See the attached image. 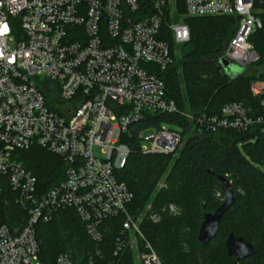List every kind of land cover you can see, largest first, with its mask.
Listing matches in <instances>:
<instances>
[{"label":"built area","instance_id":"obj_1","mask_svg":"<svg viewBox=\"0 0 264 264\" xmlns=\"http://www.w3.org/2000/svg\"><path fill=\"white\" fill-rule=\"evenodd\" d=\"M183 4L179 13L174 0H0V177L27 216L22 227L0 225V264H41L35 225L65 209L75 211L95 243L105 220L122 218L114 256L130 246L138 264H161L140 230L142 214L128 213L131 192L115 177L129 154L121 136L153 116L178 115L186 131L161 122L136 133L140 153L174 156L184 136L264 125V80L249 85L256 108L229 103L218 115H196L176 107L160 77L175 48L190 40L185 17H233L236 32L217 67L224 60L247 68L257 63L249 38L264 29V0ZM33 147L64 165L62 181L48 190L18 160L17 152ZM163 187L159 182L157 190ZM144 215L160 221L151 205ZM53 264L78 263L63 253Z\"/></svg>","mask_w":264,"mask_h":264},{"label":"trees","instance_id":"obj_2","mask_svg":"<svg viewBox=\"0 0 264 264\" xmlns=\"http://www.w3.org/2000/svg\"><path fill=\"white\" fill-rule=\"evenodd\" d=\"M174 4L179 13L184 12L183 0H174ZM182 21L189 29L190 40L180 49L181 58L172 55L173 64L160 74L176 107L196 115H218L229 103L256 108L258 100L249 92L252 78L230 79L211 62L234 36V18L185 17ZM168 42L172 45L170 38ZM249 42L259 57L254 65L260 70L253 79L264 80V29L254 32ZM199 71L205 75L200 76ZM161 122L186 125L178 115H163L130 126L129 133L120 138L129 154L124 166L115 174L133 196L127 210L134 218L139 217L148 204L155 212L168 205L180 209L178 217L165 214L156 224L148 220L140 224L144 238L161 264H235L224 246L229 233L245 239L255 252L237 264H264V125L245 132L227 129L186 138L176 157L140 153L136 139L138 130ZM16 154L36 177L41 191L62 181L64 165L59 158L37 147ZM217 176L229 178L234 202L222 216L215 237L202 246L197 241L202 217L214 212L223 200ZM159 182H163L164 187L157 190ZM15 197L5 178L0 177V225L10 229L22 227L27 218ZM121 225L120 217L105 220L102 240L95 243L87 236L73 209L57 211L50 221H39L35 225L39 262L53 264L59 254L66 253L78 264H133L131 251L123 249L116 256L113 254Z\"/></svg>","mask_w":264,"mask_h":264},{"label":"water","instance_id":"obj_3","mask_svg":"<svg viewBox=\"0 0 264 264\" xmlns=\"http://www.w3.org/2000/svg\"><path fill=\"white\" fill-rule=\"evenodd\" d=\"M227 66L228 62L224 60L221 62V67H217V69H226ZM216 179L221 184L223 200L221 205H219L214 212L206 213L202 217L197 235V241L202 246L207 245L215 237L222 216L234 202L233 193L230 189L231 182L229 178L227 176H217ZM224 246L227 256L234 258L235 264H237L240 260L252 257L255 253L249 242L242 237L234 235L233 233L228 234Z\"/></svg>","mask_w":264,"mask_h":264},{"label":"rangeland","instance_id":"obj_4","mask_svg":"<svg viewBox=\"0 0 264 264\" xmlns=\"http://www.w3.org/2000/svg\"><path fill=\"white\" fill-rule=\"evenodd\" d=\"M175 7H176V5H175ZM177 8V7H176ZM178 9V8H177ZM7 45H8V47L9 48H14V46H15V40H14V37H10L9 38V40L7 41ZM226 45H227V42L223 45V47H222V49H221V51H220V53H218V54H216L213 58H211V62H213L212 64L215 66V67H217V58L218 57H220L222 54H223V52H224V49L226 48ZM175 57L177 58L178 57V59L179 58H181V57H179L180 55H179V51H180V47L179 46H177L176 48H175ZM259 67L257 66V65H252V66H250V67H241V66H238L237 64H235V63H230V64H228V66H227V71L226 72H224L226 75H228V77L230 78V79H235V78H237V77H240V76H247V77H251L252 78V80H251V82L253 81V80H255V79H253L256 75H258V73H259ZM203 72H201V71H199L198 72V74L200 75V76H204L205 75V73H203ZM250 82V83H251ZM250 85V84H249ZM181 89H182V91H183V86L181 87ZM183 112H186L187 114H189L187 111H183ZM191 114V113H190ZM185 123H186V120H185ZM187 124V123H186ZM187 130V128L186 127H184V131H186ZM185 133H187V132H185ZM184 142L182 143V146H181V148L183 147V145H184V143H185V141H186V136H184ZM180 148V149H181ZM180 149L178 150V152H177V154H175L173 157H176L177 155H178V153H179V151H180ZM97 153V152H96ZM52 155V154H51ZM54 156V155H53ZM215 197H216V199L218 200V201H220L221 200V198L218 196V194H216L215 195ZM148 205H150V204H148ZM169 206V205H168ZM174 206V205H173ZM147 207V206H146ZM146 207H145V209H146ZM175 207V212H170V211H168L167 210V206L166 207H162L157 213L159 214V216H160V219H161V216L162 215H169V216H171V217H178L179 215H180V213H181V211H180V209L179 208H177L176 206H174ZM144 209V210H145ZM144 210H143V212H142V215L139 217V227H140V224H141V222L142 221H144V220H146L147 221V218H146V216L144 215ZM238 225V224H237ZM239 227H240V225H239ZM240 229L242 230V231H244V229H243V227H240ZM141 230V229H140ZM192 236H193V234H192ZM135 246V245H134ZM126 250H129V251H131L132 252V258H133V264H138V260H137V257H136V252H135V247H131L130 248V246H128V247H126Z\"/></svg>","mask_w":264,"mask_h":264}]
</instances>
